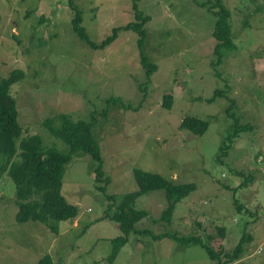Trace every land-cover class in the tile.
Segmentation results:
<instances>
[{
    "label": "rangeland",
    "instance_id": "rangeland-1",
    "mask_svg": "<svg viewBox=\"0 0 264 264\" xmlns=\"http://www.w3.org/2000/svg\"><path fill=\"white\" fill-rule=\"evenodd\" d=\"M212 2L138 0V10L151 19L141 47L136 34L121 32L92 50L72 32L75 12L89 40L100 44L135 20L132 0H0V79L22 74L10 86L21 139L37 136L44 148L66 154L68 146L45 120H88L94 112L92 132L110 180L98 191L97 163L82 152L72 155L61 194L78 214L57 223L53 233L42 223L17 222L16 186L0 170V264H37L46 255L53 264H214L200 244L154 236H196L215 250L223 242L232 251L245 230L252 241L233 264L264 263V0H221L230 13L233 47L221 50L220 64ZM138 49L156 66L150 76ZM218 87L226 96L214 99ZM165 95L172 96L169 109ZM111 98L117 102L108 103ZM227 110L251 130L227 141L234 132ZM186 117L207 121L208 129L202 136L182 129ZM136 169L196 190L176 205L169 224L158 220L166 208L162 190L139 197L135 208L146 210L148 220L136 229L148 227L153 235L131 234L110 263L111 241L121 233L105 218V198L136 191ZM218 228L227 237L210 240L208 231Z\"/></svg>",
    "mask_w": 264,
    "mask_h": 264
},
{
    "label": "trees",
    "instance_id": "trees-1",
    "mask_svg": "<svg viewBox=\"0 0 264 264\" xmlns=\"http://www.w3.org/2000/svg\"><path fill=\"white\" fill-rule=\"evenodd\" d=\"M132 1L135 20L126 26L114 28L111 35L100 44L89 40L85 29L82 27L81 16L77 12H75L71 22L73 34L82 42L86 43L92 50H98L103 49L106 45L112 44L121 32H132L137 35V48L138 45L141 47L147 36L145 26L151 19L138 10V0ZM211 5L212 7L209 10H214L212 13L217 18L213 37L218 43L215 46L214 53L218 56V64H220L222 59L221 50H231L233 47L230 39V13L223 6L221 0H214ZM215 9L217 10L216 12ZM263 11L264 4H259V12L261 13ZM139 52V63L146 74L150 76L156 70V66L148 63L143 52L140 50ZM21 77L22 74L15 71L8 78L0 79V170L7 171L16 186V204L18 206L17 222L42 223L53 233H56L57 223L75 219L78 214L77 208L68 204L61 194L62 179L72 155L82 152L89 155L92 161L97 163V166L92 170V174L94 175V181L96 182L98 191L105 192V188L109 185L110 180L104 176L99 145L95 141L96 139L92 132L97 123V118L94 112H92L88 120H72L70 116L66 115L54 116L45 120V127L54 136L61 138L68 146V153L66 154L54 148H44L41 140L37 136H29L21 139V128L17 122L18 112L15 108V102L10 96V86L18 79H22ZM223 95L226 96V91L218 87L215 90L214 99ZM229 101L235 106L233 101ZM111 102H117V99L111 98L108 103ZM171 103L172 96L165 95L163 97V106L169 109ZM107 115V109H104L101 112V116L107 117ZM227 115L234 122L233 135L227 137V141L234 140L241 133L251 130V126L241 125L235 114L228 113V110ZM208 126L209 123L205 120L186 117L181 122L180 127L196 136H202L208 129ZM228 150L229 145L223 141L220 146L221 156L225 157ZM17 155L19 158L17 161H14ZM133 175L137 186L136 191L125 194L118 200H115L113 196H107L105 198V204L108 203L104 210L105 218L115 222L121 233V236L111 241L113 249L108 258L110 263L115 260L117 252L125 246L131 234L153 235L151 229L148 227L136 229V224L148 220V212L146 210L135 208V202L139 197L147 193L162 190L165 194L166 208L162 211L161 217L158 220L160 219L162 222L169 224L172 220L176 205L196 190V186L192 183L176 184L158 174H152L138 169L134 170ZM237 208L239 211L242 210L241 206ZM141 227L144 226L142 225ZM198 227L200 229L202 225ZM214 231L212 229L208 231L210 240H213V238L216 240L215 237H218L219 240H224L227 237L226 229L218 228ZM154 238H168L184 243L185 245L200 244L205 248L210 260L214 264H233L245 250L244 246L252 241L251 234L246 230L242 233L239 242L233 245L232 251L228 250L229 246H223V242L219 244L218 250H215L203 244L201 239L196 236L178 238L175 234L164 232L163 234L155 235ZM37 264H53V262L46 255Z\"/></svg>",
    "mask_w": 264,
    "mask_h": 264
}]
</instances>
